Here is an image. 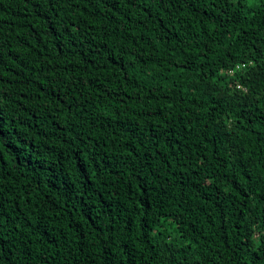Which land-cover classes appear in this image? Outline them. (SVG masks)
Here are the masks:
<instances>
[{
  "label": "trees",
  "instance_id": "trees-1",
  "mask_svg": "<svg viewBox=\"0 0 264 264\" xmlns=\"http://www.w3.org/2000/svg\"><path fill=\"white\" fill-rule=\"evenodd\" d=\"M0 264H264V0H0Z\"/></svg>",
  "mask_w": 264,
  "mask_h": 264
},
{
  "label": "rangeland",
  "instance_id": "rangeland-1",
  "mask_svg": "<svg viewBox=\"0 0 264 264\" xmlns=\"http://www.w3.org/2000/svg\"><path fill=\"white\" fill-rule=\"evenodd\" d=\"M250 4L256 3L258 0H248ZM161 229H164L165 232L170 235L172 238H176V232L174 231L173 225L168 220H163ZM180 243V241H178ZM183 244V242L181 241Z\"/></svg>",
  "mask_w": 264,
  "mask_h": 264
},
{
  "label": "built area",
  "instance_id": "built-area-1",
  "mask_svg": "<svg viewBox=\"0 0 264 264\" xmlns=\"http://www.w3.org/2000/svg\"><path fill=\"white\" fill-rule=\"evenodd\" d=\"M242 67H244V64L237 65L236 67L230 70V73H232L235 69H240Z\"/></svg>",
  "mask_w": 264,
  "mask_h": 264
}]
</instances>
